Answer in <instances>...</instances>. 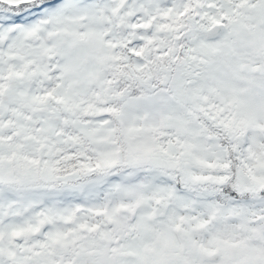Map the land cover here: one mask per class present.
Masks as SVG:
<instances>
[{"label":"snow or ice","instance_id":"6c2138e0","mask_svg":"<svg viewBox=\"0 0 264 264\" xmlns=\"http://www.w3.org/2000/svg\"><path fill=\"white\" fill-rule=\"evenodd\" d=\"M0 264H264V0H0Z\"/></svg>","mask_w":264,"mask_h":264}]
</instances>
